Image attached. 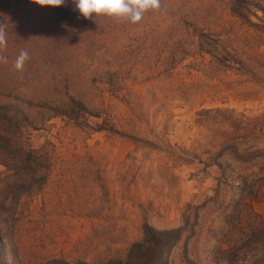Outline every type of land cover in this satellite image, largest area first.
Returning a JSON list of instances; mask_svg holds the SVG:
<instances>
[{
	"label": "rangeland",
	"instance_id": "374dc122",
	"mask_svg": "<svg viewBox=\"0 0 264 264\" xmlns=\"http://www.w3.org/2000/svg\"><path fill=\"white\" fill-rule=\"evenodd\" d=\"M39 2L0 0V264H117L145 227L178 231L153 264H264V0Z\"/></svg>",
	"mask_w": 264,
	"mask_h": 264
},
{
	"label": "clouds",
	"instance_id": "9594fccd",
	"mask_svg": "<svg viewBox=\"0 0 264 264\" xmlns=\"http://www.w3.org/2000/svg\"><path fill=\"white\" fill-rule=\"evenodd\" d=\"M75 8L84 18L94 15H106L114 18H124L132 23L138 22L143 13L148 9L158 8V0H72ZM65 3V0H40L41 7L58 8ZM6 44L3 32L0 31V48ZM28 59L26 51H20L14 61L17 71L23 69Z\"/></svg>",
	"mask_w": 264,
	"mask_h": 264
},
{
	"label": "trees",
	"instance_id": "16d2710c",
	"mask_svg": "<svg viewBox=\"0 0 264 264\" xmlns=\"http://www.w3.org/2000/svg\"><path fill=\"white\" fill-rule=\"evenodd\" d=\"M177 234L178 231L176 230L156 232L145 227L143 242L132 244L127 252L124 262L117 261V264H153L152 256L154 254V249L159 247L161 244L164 245L169 243L170 237L174 238ZM150 253L152 255L148 257L147 255Z\"/></svg>",
	"mask_w": 264,
	"mask_h": 264
}]
</instances>
